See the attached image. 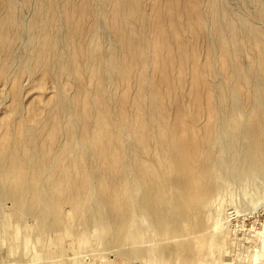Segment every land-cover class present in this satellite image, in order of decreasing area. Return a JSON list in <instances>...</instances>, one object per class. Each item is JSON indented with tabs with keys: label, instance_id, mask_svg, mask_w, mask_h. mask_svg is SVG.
Instances as JSON below:
<instances>
[{
	"label": "rangeland",
	"instance_id": "rangeland-1",
	"mask_svg": "<svg viewBox=\"0 0 264 264\" xmlns=\"http://www.w3.org/2000/svg\"><path fill=\"white\" fill-rule=\"evenodd\" d=\"M0 264H264V0H0Z\"/></svg>",
	"mask_w": 264,
	"mask_h": 264
},
{
	"label": "bare ground",
	"instance_id": "bare-ground-1",
	"mask_svg": "<svg viewBox=\"0 0 264 264\" xmlns=\"http://www.w3.org/2000/svg\"><path fill=\"white\" fill-rule=\"evenodd\" d=\"M173 1V0H172ZM175 1V0H174ZM168 2V1H167ZM170 3V2H169ZM169 6V5H168ZM93 7V6H92ZM91 7V8H92ZM167 7V6H166ZM94 9V8H93ZM163 10V9H162ZM202 10V9H201ZM93 12V11H92ZM160 12V11H159ZM224 13V12H223ZM222 13V14H223ZM156 14V13H155ZM167 14H168V12H167ZM167 14H163V15H161L160 13H157L156 15L158 16V17H160L161 18V20H164V19H166V18H169L170 19V16L168 15L167 16ZM212 15L214 16V13H212ZM203 15H201V17H202ZM212 16V17H213ZM144 17H145V15H142V14H140L139 15V21L141 22L143 19H144ZM176 17V16H175ZM198 17V16H197ZM91 18V17H90ZM148 18V17H147ZM164 18V19H163ZM173 18V17H172ZM204 18V17H203ZM206 18V17H205ZM216 17H213V19H215ZM146 19V18H145ZM145 19H144V21H145ZM169 19H166V20H169ZM189 19V18H188ZM193 19V18H192ZM196 19V18H195ZM194 19V20H195ZM198 20H199V18H198ZM212 20V19H211ZM191 21V20H190ZM217 22V21H216ZM94 27H96V26H94ZM158 27V26H157ZM155 28V29H159V28ZM218 27V26H217ZM79 29H80V27H79ZM100 29V28H99ZM155 29H154V31H155ZM217 29V28H216ZM128 30V29H127ZM161 31V30H160ZM159 31V32H160ZM170 32V31H169ZM201 33V32H200ZM173 35V34H172ZM126 36V35H125ZM130 37V36H129ZM205 37V36H204ZM103 39V38H102ZM130 39V38H129ZM142 40V39H141ZM152 40V39H151ZM171 40V39H170ZM101 41V40H100ZM126 41V40H125ZM136 41V40H135ZM135 41H133V42H135ZM143 41L144 40H142V41H140V42H142L143 43ZM137 42H139L138 40H137ZM126 43H128V42H126ZM130 43V42H129ZM134 46H136V45H134ZM182 46V45H181ZM131 47H133L132 46V44L130 43L129 45H127L126 46V52L127 53H129L130 52V48ZM141 47H143L142 45H141ZM146 47H148V46H146ZM183 48H185V47H183ZM224 48V47H223ZM143 48H140L139 49V55H137L136 56V59L140 62V64L143 66V57H144V55H145V53H143L144 51L142 50ZM93 54V53H92ZM89 55H91V53L89 54ZM148 55V54H147ZM172 56H173V53H172ZM100 56L98 55V58H99ZM147 57V56H146ZM142 59V60H141ZM91 60H98L97 59V57H95V56H92V59ZM147 61V60H146ZM161 62H162V60H161ZM155 63V62H154ZM156 65V64H155ZM91 65H89V67H90ZM228 66V65H227ZM154 67H157V66H154ZM151 68V67H150ZM224 69H226V67H224ZM99 70V69H98ZM142 70V69H141ZM169 70H170V68H169ZM135 72V71H134ZM206 72H207V70H206ZM230 72V71H229ZM208 74V73H207ZM227 75H229V74H227ZM237 76V75H236ZM145 77H146V75H145ZM150 77V76H149ZM204 79V78H203ZM150 80V79H149ZM169 80V79H168ZM146 81V80H145ZM179 81V80H178ZM204 81H205V79H204ZM184 82V81H183ZM201 82V81H200ZM140 84V83H139ZM214 84V83H213ZM154 85H156V83L154 84ZM143 87V86H142ZM181 88H182V86H181ZM198 88V87H197ZM155 89V88H154ZM178 89V88H177ZM209 89H210V87H209ZM142 91V90H141ZM168 91V90H167ZM170 91V90H169ZM175 95V94H174ZM179 96V95H178ZM176 96H174V98H175ZM103 98V97H102ZM196 99V98H195ZM191 100V99H190ZM177 102V101H176ZM187 102V101H186ZM175 103V102H174ZM199 103V102H198ZM187 104V103H186ZM85 106H87V105H85ZM178 107V106H177ZM174 108V107H173ZM212 107H210V109H211ZM197 109V108H196ZM200 109V108H199ZM145 110V109H144ZM202 110V109H201ZM205 111H206V109H205ZM202 114V113H201ZM199 115V114H198ZM146 116V115H145ZM213 116V115H212ZM179 118V117H178ZM192 118V117H191ZM213 121V120H212ZM214 122V121H213ZM139 123H141V122H139ZM236 123V122H235ZM254 123V122H253ZM147 125V124H146ZM248 126V125H247ZM254 125H251L250 126V131H249V137H250V139H251V142L249 143V144H247L245 147V153H244V162H245V166H247L248 168H254L257 164H260L261 165V163H259V161H260V158H257L256 157V154H257V150L260 148L259 147V142H260V139H261V134L259 133V132H255V130L254 131H252L253 129H254ZM207 130H205L206 131V134H205V137L207 136V137H211V135L213 134L212 133V131H213V128H214V126H213V124H211L210 122L208 123V125H207ZM206 137V138H207ZM209 137V138H210ZM248 137V136H247ZM263 159V158H262ZM259 167V166H258Z\"/></svg>",
	"mask_w": 264,
	"mask_h": 264
}]
</instances>
